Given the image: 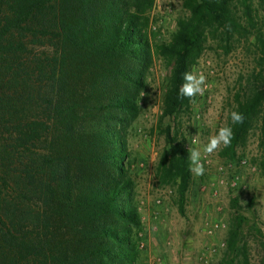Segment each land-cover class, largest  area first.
Segmentation results:
<instances>
[{
	"label": "trees",
	"instance_id": "16d2710c",
	"mask_svg": "<svg viewBox=\"0 0 264 264\" xmlns=\"http://www.w3.org/2000/svg\"><path fill=\"white\" fill-rule=\"evenodd\" d=\"M154 4L0 0V264H139L129 134L155 60L169 70L153 130L164 141L155 176L173 188L179 213L193 180L195 98L178 90L213 44L225 54L243 47L252 60L232 99L246 119L232 125L229 116L234 137L219 155L238 163L254 132L264 176V0H182L185 14L161 41ZM240 202L230 199L221 264L240 256L249 264Z\"/></svg>",
	"mask_w": 264,
	"mask_h": 264
},
{
	"label": "rangeland",
	"instance_id": "374dc122",
	"mask_svg": "<svg viewBox=\"0 0 264 264\" xmlns=\"http://www.w3.org/2000/svg\"><path fill=\"white\" fill-rule=\"evenodd\" d=\"M183 14L182 0H155L151 24L157 31L156 41L168 40ZM251 61V54L243 47L225 54L213 44L193 69L207 79L204 93L195 97L187 145L200 150L205 172L201 176L192 173L185 213L181 215L173 188L161 186L155 176L164 141L153 130L169 75L167 66L155 60L149 87L141 100V113L129 134L135 196L143 222L139 264H221L227 254L225 238L232 196H238L245 206L249 264H260L264 259V176L257 164V134L250 133L245 147L239 149L249 163L246 166L221 158L222 146L212 154L204 152L209 138L226 125L233 111V94ZM233 176L237 177L235 188L229 185ZM250 199L251 207L246 208ZM242 259L237 257L235 264Z\"/></svg>",
	"mask_w": 264,
	"mask_h": 264
},
{
	"label": "clouds",
	"instance_id": "9594fccd",
	"mask_svg": "<svg viewBox=\"0 0 264 264\" xmlns=\"http://www.w3.org/2000/svg\"><path fill=\"white\" fill-rule=\"evenodd\" d=\"M206 76L203 73L188 71L183 74V83L180 85L178 95L180 98L194 99L197 95H202L206 88ZM246 117L238 111L231 112L232 125L242 124ZM234 137L232 126H222L218 132L209 138L204 147L206 154H212L218 149L229 147ZM189 171L195 176H201L205 172L204 163L201 159L199 149H191L188 155Z\"/></svg>",
	"mask_w": 264,
	"mask_h": 264
},
{
	"label": "built area",
	"instance_id": "2783aa9c",
	"mask_svg": "<svg viewBox=\"0 0 264 264\" xmlns=\"http://www.w3.org/2000/svg\"><path fill=\"white\" fill-rule=\"evenodd\" d=\"M239 164H240V165H243V166H246V165H248L249 163H248V161H247L246 159L242 158V159L239 161ZM249 166H250V165H249ZM250 168L254 169L255 167H254V166H250ZM223 169H224L223 166H220V167H219V170H220V171H222ZM229 185H230L231 188H235V187H236V185H237V177H236V176H233V177L231 178V180H230V182H229ZM140 246H141V247L143 246L142 242L140 243Z\"/></svg>",
	"mask_w": 264,
	"mask_h": 264
}]
</instances>
